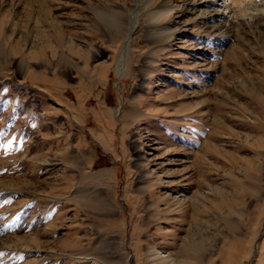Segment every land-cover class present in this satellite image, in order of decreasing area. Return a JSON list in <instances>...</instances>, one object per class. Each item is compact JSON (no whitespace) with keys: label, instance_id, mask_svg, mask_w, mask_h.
I'll list each match as a JSON object with an SVG mask.
<instances>
[{"label":"rangeland","instance_id":"1","mask_svg":"<svg viewBox=\"0 0 264 264\" xmlns=\"http://www.w3.org/2000/svg\"><path fill=\"white\" fill-rule=\"evenodd\" d=\"M42 1L0 0V264H264V13Z\"/></svg>","mask_w":264,"mask_h":264},{"label":"bare ground","instance_id":"2","mask_svg":"<svg viewBox=\"0 0 264 264\" xmlns=\"http://www.w3.org/2000/svg\"><path fill=\"white\" fill-rule=\"evenodd\" d=\"M29 1L39 2L42 0H29ZM96 1L97 3L93 2L91 4L97 5L105 9L106 7L110 8L111 11H113V9L117 11L119 10V8H121L122 10L125 9V7L123 6L124 5L123 2H125V0L123 1L120 0L121 5H119L118 1L114 2L111 5H108V4L101 5L103 3V0H96ZM148 1L151 2L152 0H148ZM106 2H108V0H104V3ZM42 4H43V1H42ZM189 4L193 6L192 8H194V10L196 9V11L198 12V16L196 18L202 19L204 26H208L212 31H215V32L219 30V32L221 33L225 32V30L228 31L227 26L233 27V26L241 25L243 20H245V23L248 22L251 24H255L259 20L260 14L264 13V3L263 2L258 3V0L257 1L255 0H193ZM158 5L160 6V8L156 7L154 11H151L149 13L151 15L149 16L152 20H155L156 22L159 23L161 21V17L164 15L165 16L167 15L168 18H166L165 21H163L161 24H162V27L164 28V31H167L168 32L167 34L172 36L174 33L172 32L173 26L171 23L175 19L172 11L174 10V8L180 7L181 4L177 3L176 5L171 6L170 4L167 5L165 3V0H161L158 3ZM141 6L147 7L148 4L144 3ZM43 8L34 17L38 21H46L49 23L56 21L57 16L50 10L43 9ZM181 10L184 13V9L182 8ZM10 17H11V14L5 11L4 12L1 11L0 22L4 23L7 20L14 19L16 16L13 15L12 18ZM122 64H124L123 61H121L119 65V69H118L119 71H122ZM142 157L144 158V156ZM162 254H163L162 251H158L157 258L160 259V264H191L190 263L191 261L189 260L190 261L189 262L188 260H186L184 256L173 258L169 254H164V255ZM128 264H131V263H128Z\"/></svg>","mask_w":264,"mask_h":264}]
</instances>
